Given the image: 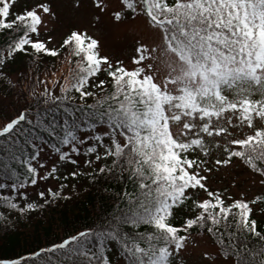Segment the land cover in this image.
<instances>
[{
  "label": "snow or ice",
  "instance_id": "1",
  "mask_svg": "<svg viewBox=\"0 0 264 264\" xmlns=\"http://www.w3.org/2000/svg\"><path fill=\"white\" fill-rule=\"evenodd\" d=\"M18 3L0 0V89L16 94L0 119V231L70 200V178L102 199L89 224L0 264H264V0ZM61 10L97 27L142 19L133 66L74 23L63 83L14 76L18 55H59L44 34ZM222 168L259 194L213 188Z\"/></svg>",
  "mask_w": 264,
  "mask_h": 264
},
{
  "label": "rangeland",
  "instance_id": "2",
  "mask_svg": "<svg viewBox=\"0 0 264 264\" xmlns=\"http://www.w3.org/2000/svg\"><path fill=\"white\" fill-rule=\"evenodd\" d=\"M31 0H19L18 7L30 3ZM91 20L90 16L83 15L79 18L74 17L71 13L66 10H61V19L57 20L53 18L49 21L48 24V33L44 35L47 36L51 34L53 37L52 41L49 42V47L58 48L60 42L63 40L64 35L68 32L69 28L74 24L78 23L82 29H86L89 34L98 38L101 42V49L103 54L109 55L113 61L120 60L126 66L131 68L132 57L136 55L133 49L134 38L139 39L140 37H146L147 34L143 29V20L129 21L125 25L119 27H113L107 21L104 25L97 27L95 23H89ZM35 64L32 61V65ZM18 65L10 64V70L12 74L16 77L23 76L28 79L31 75L35 74V67H27V73L20 72L23 68H18ZM75 68V64L71 59L69 50L59 51V57L55 62L53 68L44 74H40L37 78L39 80H47L48 86L52 87L54 81H59L60 83L64 82V78L69 75L70 71ZM165 69L161 68L163 73ZM34 76L31 77V80H28L27 83H31L34 79ZM26 79L23 80V83H26ZM42 87V86H41ZM59 90V84H57V91ZM5 96V97H4ZM16 100L15 92H12L10 96L5 95L4 92L0 89V107L2 109L0 113V119L7 117L11 114V109L14 108ZM238 181V184H233L232 181ZM72 181L69 179V185L71 186ZM213 188H223L229 187L230 191L234 194H238L241 190H247L248 195L251 196L253 192L259 194L258 188L252 186L251 180L246 173H241L239 169H221L217 174H215L211 180ZM78 188L72 189L73 193L77 192ZM39 189H36L35 186L29 189L30 195L35 197L36 192ZM73 194V195H74ZM192 246L196 252L199 251L196 248V242L192 241Z\"/></svg>",
  "mask_w": 264,
  "mask_h": 264
},
{
  "label": "trees",
  "instance_id": "3",
  "mask_svg": "<svg viewBox=\"0 0 264 264\" xmlns=\"http://www.w3.org/2000/svg\"><path fill=\"white\" fill-rule=\"evenodd\" d=\"M7 39V34H0V44ZM61 43L62 41L59 46ZM57 49L59 51L63 50L59 47ZM58 57L59 55L56 57L42 55L40 60L32 65V61L26 56L18 55L15 63L12 64L18 65L19 69L23 68L20 72L25 71L24 74L27 73V67H35V74L28 79L24 78L27 83L32 76L36 80L40 74L51 70ZM71 59L74 61L76 58L71 56ZM1 90L8 96L12 93ZM1 111L0 107V113ZM71 181L78 189L70 200H61L57 205L45 208L43 212L31 213V218L25 217L20 220L16 224L15 230L0 231V256L15 258L20 255H27L30 250L36 249L37 245H44L47 242L58 240L74 228L91 222L94 210L102 199V194L97 188L90 187V182L86 178ZM257 214H259L258 210ZM175 222L180 223V219L178 218Z\"/></svg>",
  "mask_w": 264,
  "mask_h": 264
}]
</instances>
